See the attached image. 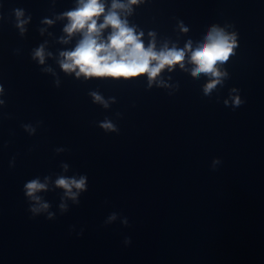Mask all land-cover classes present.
<instances>
[{"label": "clouds", "instance_id": "clouds-1", "mask_svg": "<svg viewBox=\"0 0 264 264\" xmlns=\"http://www.w3.org/2000/svg\"><path fill=\"white\" fill-rule=\"evenodd\" d=\"M140 0H127V3L120 0H112L111 7L105 14V4L101 0H78L77 7L74 10L63 14L69 21L64 27V32L71 37L74 33H82V39L72 51L61 52L62 59L59 62L61 69L65 73L75 72L77 78L84 76L85 78H102L110 77L114 79H129L146 75L149 80V86L152 81L159 76L162 70L168 68L171 70L175 65L184 67L186 51L191 52L190 62L195 65L191 75L199 76L201 73L211 77L209 82L204 86L203 93L205 96H210L213 89L217 85L223 84V78L228 76V73L221 72L218 65L226 63L230 56L234 54V49L237 47V34L228 32L225 28L218 25H212L207 32L203 43L194 50L192 49L191 41H189L184 49H178L175 46L169 48L167 44L157 51L154 39L145 47L141 37L143 33L137 34L134 27L128 25L127 19L121 17V12L131 14L132 5H136ZM16 20V27L21 34L25 31L24 25L28 23L31 17L24 19L25 12L21 8L13 10ZM103 16V22L98 23V19ZM44 23L50 24L51 21L45 20ZM111 28L107 39L102 38L104 29ZM181 30L187 32L188 29L181 26ZM43 31V30H41ZM149 36L154 37V33H149ZM63 42H67L66 40ZM45 49L41 45L33 52V59L38 60L39 64L45 63ZM51 55V53H48ZM78 69V71H77ZM51 71V69H44ZM58 85V81H57ZM3 87L0 86V94L3 93ZM233 93L238 90L233 88ZM94 102L102 103L107 107V103L103 98L95 92L90 93ZM225 105L229 104L228 100L224 101ZM245 103L239 95L231 96V105L233 109L240 107ZM5 101L0 99V106L4 105ZM30 135L36 133V127L31 124L22 125ZM101 127L106 132H117V127L109 120L100 123ZM66 151L64 148H57L56 152ZM220 163L219 159L213 161V165ZM61 167L67 171L68 165L62 164ZM41 182L39 178L27 181L24 184L23 191L25 196L30 201L28 211L32 217H36L41 213H47V219L52 220L55 214L49 212L50 204L45 202L37 193L47 191V180ZM57 187L65 190L64 195L72 199L75 204H79L78 196L82 192L87 191L88 178L86 175L77 177L59 176L55 180ZM76 189L77 191H73ZM61 212L68 210L65 203L60 204ZM117 219V213H111L106 224H110ZM125 226H128L127 217L122 220ZM83 229L77 235L82 234ZM123 243L125 246L131 244V238L125 237Z\"/></svg>", "mask_w": 264, "mask_h": 264}]
</instances>
